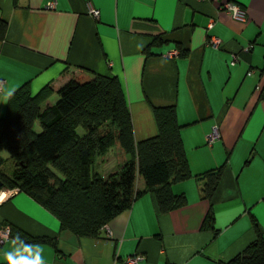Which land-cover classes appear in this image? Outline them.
<instances>
[{"label":"crops","instance_id":"0c3cea01","mask_svg":"<svg viewBox=\"0 0 264 264\" xmlns=\"http://www.w3.org/2000/svg\"><path fill=\"white\" fill-rule=\"evenodd\" d=\"M0 17L7 22L0 117L24 83L31 94L52 87L46 106L85 70L115 75L136 142L157 134L153 107L175 108L192 175L170 186L185 205L161 213L153 193L145 192L106 223L109 235L101 229L97 237L61 229L27 194L0 189L6 193L0 225L54 244L10 237L0 247V264H124L134 254L144 255L137 264H216L255 239L251 218L264 239V0H0ZM214 38L218 47L209 44ZM176 44L188 49L186 57ZM214 127L220 136L208 143ZM97 158L103 177L126 159L111 148L95 158L94 171ZM224 163L212 197L202 198L196 176ZM143 186L138 179L135 188ZM209 206L213 228H203Z\"/></svg>","mask_w":264,"mask_h":264},{"label":"trees","instance_id":"16d2710c","mask_svg":"<svg viewBox=\"0 0 264 264\" xmlns=\"http://www.w3.org/2000/svg\"><path fill=\"white\" fill-rule=\"evenodd\" d=\"M6 30L7 22L0 17V40ZM176 48L180 57L188 55L182 45ZM52 93L47 85L31 94L24 83L8 96L0 117V153H8L13 167L5 173L6 159L0 154L1 189L27 194L57 218L61 229L81 237H97L104 224L145 192L153 193L161 213L186 204L184 195H175L170 188L192 176L173 106L153 107L157 134L136 142L127 101L115 75L85 70L57 89L54 103L43 105ZM114 147L126 159L103 177L94 171L95 158ZM224 167L225 163L196 176L202 198L212 197ZM138 179L143 180L141 190L135 188ZM213 221L209 206L202 227L213 228ZM251 222L255 239L216 264H264V239L256 221L251 218ZM11 237L20 243L54 246L51 238L13 227Z\"/></svg>","mask_w":264,"mask_h":264},{"label":"built area","instance_id":"2783aa9c","mask_svg":"<svg viewBox=\"0 0 264 264\" xmlns=\"http://www.w3.org/2000/svg\"><path fill=\"white\" fill-rule=\"evenodd\" d=\"M51 4H48V7H51ZM226 7L228 10L232 11L233 15L237 18H242V11L234 4L232 3H228L226 4ZM90 14L92 17L97 18L98 17V10L96 9H91L90 10ZM209 44L213 47H218L219 45V40L214 38L212 41L209 42ZM247 48H245L244 50H246ZM175 53V52H173ZM232 59L236 61V55H232ZM3 80L0 79V89L2 86ZM219 133L217 131V129L214 127L213 128V133L210 134L207 137V142L208 143H212L214 141H216L219 138ZM15 190V192H17V189H13ZM101 229H103L104 231H106L107 235H109V229L108 226L106 224H104ZM11 237V228L9 225L7 224H1L0 225V247L3 245V243L5 241H7L9 238ZM142 259H144V255L142 254H134V255H128L124 258V264H137L139 261H141Z\"/></svg>","mask_w":264,"mask_h":264},{"label":"rangeland","instance_id":"374dc122","mask_svg":"<svg viewBox=\"0 0 264 264\" xmlns=\"http://www.w3.org/2000/svg\"><path fill=\"white\" fill-rule=\"evenodd\" d=\"M35 129H38V125L35 127ZM78 133L81 135V134H83V132H84V130L83 129H81V128H78ZM3 155L4 156H8V153L6 152V151H3ZM100 161V158H97V164H96V166H95V172H97V173H99V174H101V175H103V170H102V168L100 167V164H101V162H99ZM12 167H13V164H12V162L10 161V162H5V164H4V166L2 167V170L5 172V173H10V172H12ZM115 170H113L112 172H114ZM111 173V172H110ZM109 174V173H108ZM107 174V175H108ZM7 225H9V224H7ZM10 226V225H9ZM10 228H11V226H10Z\"/></svg>","mask_w":264,"mask_h":264},{"label":"bare ground","instance_id":"6f19581e","mask_svg":"<svg viewBox=\"0 0 264 264\" xmlns=\"http://www.w3.org/2000/svg\"><path fill=\"white\" fill-rule=\"evenodd\" d=\"M6 198V193L4 190L0 191V203Z\"/></svg>","mask_w":264,"mask_h":264},{"label":"water","instance_id":"95a60500","mask_svg":"<svg viewBox=\"0 0 264 264\" xmlns=\"http://www.w3.org/2000/svg\"><path fill=\"white\" fill-rule=\"evenodd\" d=\"M1 187H2V182H1V180H0V189H1Z\"/></svg>","mask_w":264,"mask_h":264}]
</instances>
